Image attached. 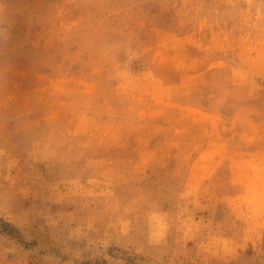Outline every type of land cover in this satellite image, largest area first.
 <instances>
[{
  "label": "rangeland",
  "instance_id": "rangeland-1",
  "mask_svg": "<svg viewBox=\"0 0 264 264\" xmlns=\"http://www.w3.org/2000/svg\"><path fill=\"white\" fill-rule=\"evenodd\" d=\"M0 264H264V0H0Z\"/></svg>",
  "mask_w": 264,
  "mask_h": 264
}]
</instances>
